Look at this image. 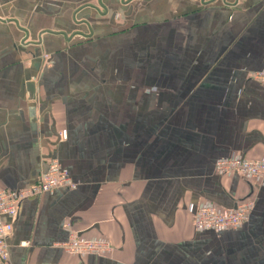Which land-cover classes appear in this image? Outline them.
<instances>
[{
	"label": "crops",
	"instance_id": "obj_1",
	"mask_svg": "<svg viewBox=\"0 0 264 264\" xmlns=\"http://www.w3.org/2000/svg\"><path fill=\"white\" fill-rule=\"evenodd\" d=\"M263 68L264 0H0V189L52 160L78 184L21 205L0 264H264V178L216 171L264 157ZM67 223L114 251L66 253Z\"/></svg>",
	"mask_w": 264,
	"mask_h": 264
},
{
	"label": "built area",
	"instance_id": "obj_2",
	"mask_svg": "<svg viewBox=\"0 0 264 264\" xmlns=\"http://www.w3.org/2000/svg\"><path fill=\"white\" fill-rule=\"evenodd\" d=\"M45 60L50 56L46 55ZM253 78L264 86V68L255 73ZM62 141H67L68 131L60 133ZM216 171L221 174H238L248 180H262L264 178V157L259 160H249L232 155L216 163ZM76 184L69 173L63 169L58 160L49 163L47 171L39 181L21 190L0 189V261L8 263L11 256L10 239L14 232V222L17 220L21 205L29 200L41 197L59 189L73 190ZM255 202L252 197L242 200L233 210L221 209L216 206L190 207L193 215L194 227L197 231H214L221 233L227 230H237L249 221ZM65 228L70 231V238L60 248L75 256L110 254L114 247L110 242L102 240H85L71 230V225ZM29 243H22V247Z\"/></svg>",
	"mask_w": 264,
	"mask_h": 264
},
{
	"label": "rangeland",
	"instance_id": "obj_3",
	"mask_svg": "<svg viewBox=\"0 0 264 264\" xmlns=\"http://www.w3.org/2000/svg\"><path fill=\"white\" fill-rule=\"evenodd\" d=\"M45 57H47V56H45ZM45 57H44V59H45ZM49 60H50V59H49ZM49 60H48V61L46 60L47 64H50Z\"/></svg>",
	"mask_w": 264,
	"mask_h": 264
}]
</instances>
